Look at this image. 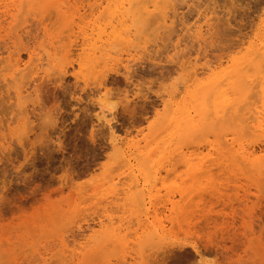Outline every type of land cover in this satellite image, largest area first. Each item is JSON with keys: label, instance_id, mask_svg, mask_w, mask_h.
Wrapping results in <instances>:
<instances>
[{"label": "rangeland", "instance_id": "374dc122", "mask_svg": "<svg viewBox=\"0 0 264 264\" xmlns=\"http://www.w3.org/2000/svg\"><path fill=\"white\" fill-rule=\"evenodd\" d=\"M14 1L0 16V82L14 79L1 108L16 105L0 111V264H264V171L217 151L223 135L264 148V126L223 118L180 142L163 127L173 94L231 73L264 26V0H152L96 64L76 26L109 34L115 0H59L60 12L53 0ZM263 68L243 70L254 92ZM238 91L236 107L260 105Z\"/></svg>", "mask_w": 264, "mask_h": 264}, {"label": "bare ground", "instance_id": "6f19581e", "mask_svg": "<svg viewBox=\"0 0 264 264\" xmlns=\"http://www.w3.org/2000/svg\"><path fill=\"white\" fill-rule=\"evenodd\" d=\"M3 2L2 4V9H3V14L0 16H10L11 15V11H13L16 7V3L14 0H1ZM62 1V0H61ZM101 1V0H100ZM103 1V0H102ZM117 2L116 4V8L113 10V12L111 13L110 17L111 20L106 24L108 26V28L111 30L109 34H107V28L106 26H104L103 29H101L100 27L98 28V33L96 35V38H93L91 35H87L86 36V32L85 29L83 27H79L78 25L76 26V29L78 30V34L79 36H82V44L81 47H83L82 51L85 52V50L88 51V56L89 59L91 61H94L95 64L96 62H98L100 59L101 60H105V59H111L109 56V52H105L106 48L110 47V45L113 43L111 40L115 39L117 37H121L123 35H129V30L127 29V27L125 26L126 24V17L127 15H131V17H139V16H146L148 15L151 11L156 10V4L154 2H152V0H115ZM114 1V2H115ZM159 1V0H158ZM172 1V0H171ZM65 2V0L63 1ZM169 2V1H168ZM167 2V3H168ZM103 3V2H102ZM159 3V2H158ZM151 4V5H150ZM52 7L58 12H60L63 8V6L66 5V3L62 5V3L59 2V0H53V2L51 3ZM101 5V4H100ZM62 6V7H61ZM125 6H127L128 10L126 11ZM99 7V6H98ZM97 7V8H98ZM115 7V6H114ZM97 8L95 7V9L97 10ZM93 9V8H92ZM95 11V10H94ZM1 12V11H0ZM93 12V11H92ZM76 13V12H75ZM96 13V12H95ZM94 14V13H93ZM76 15V14H75ZM16 16V15H15ZM14 16V17H15ZM81 16V15H80ZM90 16V15H88ZM92 17V16H91ZM7 18V17H6ZM82 18V17H81ZM4 19V18H3ZM10 19V18H9ZM14 19V18H13ZM98 19V18H97ZM135 20V18H134ZM4 22V21H3ZM96 22V21H95ZM94 22V23H95ZM1 23V22H0ZM128 23V22H127ZM2 24V23H1ZM5 24V23H3ZM74 25V22L72 20V22L68 25ZM97 25V24H96ZM131 25V24H130ZM93 26V25H92ZM9 27V26H8ZM89 27V26H87ZM130 27V26H129ZM11 28V27H10ZM75 28V27H74ZM74 28L70 27L68 29L69 32V39L71 38V36L74 34ZM106 28V29H105ZM6 29V28H5ZM66 29V27H65ZM11 29H9L10 31ZM88 30V29H87ZM123 30V31H122ZM95 31V30H94ZM122 31V32H121ZM93 32V30L91 31ZM8 36V35H7ZM0 37H4V36H0ZM18 37V36H17ZM66 37V36H65ZM64 37V39H66ZM2 39V38H1ZM17 39V38H16ZM57 39V38H56ZM255 42L252 43L249 47H247L245 49V52L240 56V57H232L230 60V68H231V73H229L227 75V77H223L222 75L217 76L214 79H208L207 83H204L202 85H195V86H191L189 85L186 88V91L184 93V95L182 97H178L177 93L173 94L171 96V102L168 104L169 107V114L167 117L166 122L164 123L163 127L165 128H170V132H169V139L171 141H177L180 142L183 139H186L190 136H192L193 134H197L201 131V129H211L214 130L215 127L222 121L223 118H230L232 119V121H236L239 123L238 125L243 124L244 126H242V128L247 127V129L249 127L252 126V129H250V131L254 132V129L256 130H260V128L262 126H264V88H262L260 91H256L254 92L253 89H255L254 87H256V85L253 87L251 83H249V85L246 83V77L244 76L243 70L245 69V67L251 65L254 66L256 64H260V62H264V26L260 29L259 33L256 35ZM52 40V39H51ZM60 40V39H59ZM63 39L61 38V41ZM117 40V39H116ZM49 41V40H48ZM54 41V40H53ZM57 41V40H56ZM60 41V42H61ZM111 41V44H110ZM1 42H3L1 40ZM15 42V41H14ZM59 42V41H58ZM59 42V43H60ZM70 44L72 43V41H69ZM6 43V42H5ZM50 43V42H49ZM49 43L47 45H49ZM58 43V44H59ZM64 43H66V41L64 40ZM2 44V43H1ZM0 44V45H1ZM61 44V43H60ZM5 45V44H4ZM2 44L1 48L4 46ZM16 45V44H15ZM14 45V47H15ZM7 46V43H6ZM50 46V45H49ZM80 46V45H79ZM116 46V44H115ZM60 47V46H59ZM71 47V45H68L67 48L69 49ZM112 47V46H111ZM65 47V49H67ZM113 48V47H112ZM6 50V47L4 48ZM59 48H57L58 50ZM63 49V48H62ZM15 50V48L13 49ZM9 51V50H8ZM11 51V50H10ZM9 51V52H10ZM63 51V50H61ZM72 51V50H71ZM59 52V51H58ZM67 53H69V51H66ZM111 52V51H110ZM13 54V52H11ZM16 53V52H15ZM64 53V52H63ZM11 54V56H12ZM54 55L57 56V53ZM50 56V55H49ZM14 57V54H13ZM31 57V55H30ZM77 57V56H76ZM80 57V56H79ZM78 57V58H79ZM8 58V57H7ZM7 58H4L5 60ZM80 59V58H79ZM11 60V58H10ZM12 61V60H11ZM30 61H32L30 59ZM29 61V62H30ZM91 61H89L91 63ZM107 61V62H108ZM120 61V60H119ZM1 62H3L1 60ZM110 62V61H109ZM83 64V63H82ZM65 65V64H64ZM91 65H93V63H91ZM262 65V64H261ZM260 65V67H261ZM10 66V65H9ZM12 66V65H11ZM14 66V72L11 73L13 75L16 76V74H20L22 72V70H20L19 68V61L16 60ZM106 66V65H105ZM263 66V65H262ZM65 67V66H64ZM11 68V67H10ZM64 69V68H63ZM247 69V68H246ZM264 69V68H263ZM63 71V70H62ZM68 71V70H67ZM248 71V70H247ZM126 73H128L125 70ZM259 73V71H258ZM258 73H257V82L259 79L260 82V77L258 78ZM129 75V74H128ZM105 76V75H103ZM61 77V76H60ZM8 78V77H7ZM6 78V79H7ZM15 78V77H14ZM104 78V77H103ZM255 79V77H254ZM253 80V79H251ZM7 81V80H6ZM11 81V80H10ZM16 81V79H15ZM5 82V80H4ZM8 82V81H7ZM14 79L12 82H10L11 84H13ZM18 82V80H17ZM9 83V84H10ZM193 83H195V78ZM1 84V82H0ZM3 84V83H2ZM1 84V86H2ZM11 84L8 86V84L6 85L7 88L4 89V91H2L3 87H6L5 84H3L2 88H0V92L1 94L5 93V90L7 91V89L9 90ZM17 84V83H16ZM259 84V83H258ZM257 84V85H258ZM102 85L103 82H102ZM251 85V86H250ZM0 86V87H1ZM21 86V85H20ZM247 86V88L245 87ZM9 87V88H8ZM19 87V83L18 86ZM23 87V86H22ZM21 87V88H22ZM104 87V86H103ZM190 87H193V89H191ZM250 87V88H249ZM13 88V87H12ZM20 88V89H21ZM239 88V89H237ZM258 88V87H256ZM236 90H241L238 91L241 95H243L244 101L248 98V94L250 95L251 93L259 94L258 98L261 97V102L259 106L254 105L253 103H246V104H242L243 106L239 105V107H236V102L235 100H232L230 98V93H234V91ZM36 91V89L34 90ZM24 92V91H23ZM34 93V92H32ZM106 93V92H105ZM104 93V95H106ZM2 94V95H3ZM9 94V93H8ZM38 94V92H37ZM97 94V93H95ZM103 96L101 93V90H98V95ZM1 95V96H2ZM11 95V94H9ZM21 92H19V88L16 89L15 91V98L16 100H19L20 98H22L23 96H20ZM35 95V94H34ZM253 95L251 94V96L253 97ZM14 96V93H13ZM37 96V95H36ZM7 97V95H6ZM6 100H8V98H6ZM9 97V96H8ZM30 98V95L28 96ZM35 97V96H34ZM105 97V96H104ZM249 96V98H252ZM4 98V96H3ZM1 97V101L3 99ZM36 98V97H35ZM34 98V99H35ZM39 100V97H37ZM103 98V97H102ZM4 100V99H3ZM4 100V101H6ZM36 100V102L38 101ZM241 101V100H240ZM20 102V101H19ZM239 102V101H238ZM242 102V101H241ZM240 102V103H241ZM7 103V102H6ZM17 103V102H16ZM1 104H3V102H0V111L1 113L4 115L5 114H10L8 112H10L7 109L16 106L15 104H11L14 106H10L2 105L1 108ZM10 104V103H9ZM166 105V104H165ZM9 107V108H6ZM21 106V105H20ZM143 107V106H142ZM166 107V106H165ZM5 109V110H1V109ZM141 109V108H140ZM16 110H19L16 108ZM125 110V109H124ZM4 111V112H3ZM15 111V109H14ZM13 111V112H14ZM133 111V110H132ZM18 112V111H17ZM0 113V114H1ZM12 113V112H11ZM104 110L103 108L100 106V113L99 116H97V120L99 122L104 121L105 124H108V122L106 121V117L104 115ZM1 114V116H2ZM17 114V115H16ZM15 115L19 117L20 113H16ZM25 114V113H24ZM6 116V115H5ZM3 117V116H2ZM9 116H7L8 118ZM18 117H15L16 119ZM131 117V116H129ZM5 118V119H7ZM14 117H12V120ZM3 119V118H2ZM10 119V118H9ZM1 121V119H0ZM6 123V120H4ZM3 121V123H4ZM9 121V120H8ZM28 121V120H26ZM252 121L251 125H248L249 122ZM12 122V121H11ZM115 122V121H114ZM4 123V124H5ZM10 123V122H8ZM103 123V124H104ZM2 124V122H1ZM0 124V125H1ZM102 124V125H103ZM109 126V125H108ZM3 129V126H1ZM162 127V128H163ZM241 127V126H239ZM53 128V127H52ZM1 129V128H0ZM221 129V128H220ZM222 131V130H221ZM226 135L221 136V138L218 140L217 145L220 146V149H218L217 151L218 154L221 155H226V154H236V156L238 155V158H241V161L244 165H250V166H257L258 168H260L261 170L264 171V148H260L255 146V144L250 143L246 140L243 141V143L238 144V147L235 149L233 145V142L228 143V141L226 140ZM229 137V136H228ZM19 138V137H18ZM17 138V140H18ZM114 139H112L113 142ZM16 141V140H15ZM111 141V140H110ZM5 142V141H4ZM14 142V141H13ZM12 142V143H13ZM3 143V142H2ZM6 144H8V142H5ZM15 143V142H14ZM13 143V144H14ZM6 144H4V147L6 146ZM11 144V143H10ZM113 144V143H112ZM12 145V144H11ZM15 145V144H14ZM13 145V147H14ZM60 145V144H59ZM58 145V146H59ZM2 146V145H1ZM17 145H15L16 147ZM24 146V145H22ZM21 146V147H22ZM20 147V146H19ZM60 147V146H59ZM12 149V148H11ZM15 149V148H14ZM3 150V149H2ZM9 150V149H8ZM17 150V149H16ZM178 150L182 151L181 148H179ZM1 151V149H0ZM11 151V150H10ZM25 151V150H24ZM2 152V151H1ZM12 152V151H11ZM25 153V152H24ZM3 154V153H2ZM7 155V153H5ZM27 154V153H26ZM5 155V156H6ZM12 156V155H9ZM177 156V155H176ZM3 157V156H2ZM4 158V157H3ZM8 158V157H7ZM6 158V159H7ZM4 159V160H6ZM12 159V157H11ZM184 159V158H183ZM3 160V159H2ZM10 160V159H9ZM7 161V160H6ZM1 162V161H0ZM5 162V161H4ZM8 162V161H7ZM2 163V162H1ZM0 163V164H1ZM33 164L35 163L32 162ZM8 164V163H7ZM7 164H5L7 166ZM2 167V166H1ZM3 170V169H2ZM6 171V169L4 170ZM3 175V173H1ZM6 174V173H5ZM4 174V175H5ZM26 178V177H25ZM1 188V187H0ZM2 190V188H1ZM3 194V193H2ZM1 195V194H0ZM4 199V198H2ZM4 201V200H3ZM5 202H7L5 200ZM4 202V203H5ZM240 202V201H239ZM3 204V203H2ZM1 204V205H2ZM5 204H8L5 203ZM4 205V204H3ZM2 207V206H1ZM8 207V205H7ZM232 207V206H231ZM230 207V208H231ZM228 208V206L226 207V209ZM19 209V208H18ZM2 210V209H1ZM22 211V209H21ZM3 212V211H2ZM17 212H19L17 210ZM3 216V215H2ZM1 217V216H0ZM218 217V215H217ZM214 218V217H212ZM15 219V218H12ZM216 219V218H214ZM202 220V219H201ZM14 221V220H13ZM2 222V221H1ZM202 222V221H201ZM204 222V221H203ZM244 222V221H243ZM200 224V223H199ZM202 224V223H201ZM243 224V223H242ZM7 225V224H6ZM198 225V224H197ZM204 225V224H203ZM214 225V224H213ZM202 226V225H200ZM204 227V226H203ZM201 228V227H200ZM227 228V227H226ZM13 229V228H12ZM209 230V229H208ZM223 230V229H222ZM221 230V231H222ZM200 231V229H199ZM198 231V232H199ZM203 231V230H202ZM216 231H218L216 229ZM217 233V232H215ZM226 233V232H225ZM230 234V233H229ZM224 235V234H223ZM222 235V236H223ZM226 235V234H225ZM199 236V234H198ZM201 236V235H200ZM227 236V235H226ZM216 237V236H215ZM203 238V237H202ZM201 238V239H202ZM218 238V237H217ZM226 239V238H225ZM228 239V238H227ZM224 240V239H223ZM203 242V241H202ZM205 245V243H204ZM206 246V245H205ZM203 247V245H202ZM207 247V246H206ZM213 249V248H210ZM218 249V248H217ZM216 249V250H217ZM208 250V249H207ZM205 250V251H207ZM199 254V253H198Z\"/></svg>", "mask_w": 264, "mask_h": 264}]
</instances>
